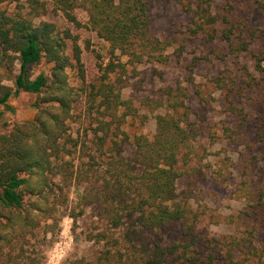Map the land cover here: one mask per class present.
<instances>
[{"label": "trees", "instance_id": "16d2710c", "mask_svg": "<svg viewBox=\"0 0 264 264\" xmlns=\"http://www.w3.org/2000/svg\"><path fill=\"white\" fill-rule=\"evenodd\" d=\"M159 1L179 4L191 31L219 37L230 55L252 51L264 71V25H251L250 9L242 15L213 0ZM254 2L264 11V0ZM49 7L107 43L90 79L78 37L42 19ZM152 22V0H0V106L21 91L35 95L32 119L3 131L0 118V264H46L65 216L83 218V236L94 248L62 264H263L264 246L253 240L264 215V154L250 160L253 169L262 163L258 195L244 187L250 209L221 215L196 190L208 176L209 152L186 105L187 89L163 88L160 99L122 96L128 66L170 61L171 41L157 36ZM42 62L48 70L35 75ZM214 81L227 89L224 76ZM77 104L88 121L74 135L69 122ZM144 107L164 112L152 132L128 134L125 125ZM221 223H236L240 234L217 236L211 227Z\"/></svg>", "mask_w": 264, "mask_h": 264}, {"label": "rangeland", "instance_id": "374dc122", "mask_svg": "<svg viewBox=\"0 0 264 264\" xmlns=\"http://www.w3.org/2000/svg\"><path fill=\"white\" fill-rule=\"evenodd\" d=\"M222 7L231 4L235 9L243 10L246 15L251 10L249 22L256 27L264 25V11L257 8L254 0H213ZM50 6V5H49ZM8 8H14L9 4ZM77 17L82 24L87 19L86 13L78 9ZM152 27L157 36L171 41L168 48L170 61L167 64L144 62L134 69L128 66L123 80L122 96L162 98V89L171 87L175 90L184 86L188 92L186 105L191 112V119L202 126L203 145L209 155L206 159L208 176L197 187L202 202L215 208L221 215L236 214L239 210H249L248 198L245 197L244 187L250 186L256 196L258 184L255 182L257 167L251 168L253 156L259 158L264 154V141H258V133L264 130V71L257 68L256 57L252 51L230 55L227 44L219 39L208 40L203 32L191 31L190 15L184 12L174 1L162 2L152 0ZM42 19L54 22L59 28L69 27L78 37L82 48L86 78L90 79L97 73V57L107 55L108 45L85 26L76 27L68 22L61 12H48ZM262 58L263 54L255 50ZM123 61L126 59L123 57ZM260 66L264 68V60ZM49 66L40 63L34 68V74L46 72ZM71 78L74 74L68 71ZM224 76L227 89L217 87L214 79ZM11 84V82H7ZM200 92V96L197 94ZM229 94V95H227ZM202 96V97H201ZM35 95L21 91L10 97L7 105L0 106L2 130H7L14 122L30 120L34 116L33 102ZM164 108L150 112L147 108L140 110V115L129 119L124 129L128 134L150 133L155 128V116L163 113ZM70 119L71 131L74 135L83 132L87 126L84 107L77 104ZM146 116V117H145ZM225 128H229L225 131ZM134 148L125 146V154L131 155ZM262 188L264 189V175ZM243 181L245 182L243 184ZM78 197L76 189L71 191L70 204L73 205ZM261 217V216H260ZM86 223L83 218L76 222L69 216L60 222L59 234L56 241L46 251V264H62L67 258L88 256L94 245L83 236ZM217 236L225 234H240L236 223L212 225ZM67 236V237H65ZM70 238L72 240H70ZM254 243L264 246V215L254 231ZM264 264V261H263Z\"/></svg>", "mask_w": 264, "mask_h": 264}, {"label": "built area", "instance_id": "2783aa9c", "mask_svg": "<svg viewBox=\"0 0 264 264\" xmlns=\"http://www.w3.org/2000/svg\"><path fill=\"white\" fill-rule=\"evenodd\" d=\"M65 237H67V236H65ZM70 240H72V239L70 238Z\"/></svg>", "mask_w": 264, "mask_h": 264}]
</instances>
